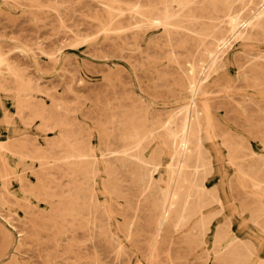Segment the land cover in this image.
<instances>
[{"label": "rangeland", "instance_id": "rangeland-1", "mask_svg": "<svg viewBox=\"0 0 264 264\" xmlns=\"http://www.w3.org/2000/svg\"><path fill=\"white\" fill-rule=\"evenodd\" d=\"M0 264H264V0H0Z\"/></svg>", "mask_w": 264, "mask_h": 264}, {"label": "bare ground", "instance_id": "bare-ground-1", "mask_svg": "<svg viewBox=\"0 0 264 264\" xmlns=\"http://www.w3.org/2000/svg\"><path fill=\"white\" fill-rule=\"evenodd\" d=\"M257 7L255 9H258ZM257 12H258V10H257ZM118 15H120V13ZM175 19L178 20L177 16H176ZM123 20H125V19H123ZM123 20H121V21H123ZM130 31H131V29H130ZM163 115H164V113H163ZM168 122H170V121H168ZM195 129H196V132L201 130V123H200V120H199V117L197 116V114H195ZM197 137H198V135H197ZM141 141H142V137L135 138V139L132 140V142L129 143V145L133 144V147L134 146L135 147H139ZM129 145L125 144V143L122 144L120 149L117 150V152L124 153L125 155L129 156L130 158H134V157L136 158L138 156L137 153L129 154L128 150L131 148ZM112 152H113V150H108V153H112ZM198 167H199V164H198V161H196L195 167H194V172H193V175H191L192 178H191L190 181L187 182L186 181L187 179L184 177L182 172L178 171L176 173V176L169 183V192H168V195H167L168 201H169V207L171 208L172 211H175L176 213H179L180 215H182L190 207V205H192L193 203L196 202V200L194 198V192H195L196 187H198V185H197ZM149 171H151L149 166L148 165L144 166L143 173H142V176H141L142 179H146V178L149 177ZM176 228H178V227H176ZM167 257H168V255H167ZM169 263H170V261H169Z\"/></svg>", "mask_w": 264, "mask_h": 264}]
</instances>
